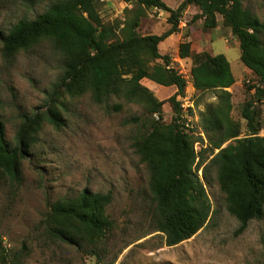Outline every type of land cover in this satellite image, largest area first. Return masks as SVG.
Returning a JSON list of instances; mask_svg holds the SVG:
<instances>
[{"label":"trees","instance_id":"trees-1","mask_svg":"<svg viewBox=\"0 0 264 264\" xmlns=\"http://www.w3.org/2000/svg\"><path fill=\"white\" fill-rule=\"evenodd\" d=\"M101 0H54L33 18L19 19L8 31L0 32L2 52L14 57L40 40H50L64 60V72L56 83L44 112L21 113L15 145L6 137V124L0 119V173L12 182L22 180L21 163L37 141L43 122L56 128L65 124L64 98L87 92L95 102L106 104L114 98L138 102L144 106L146 131L134 146L147 163L151 189L157 202V230L166 235L169 246L193 237L208 224L213 203L199 171L209 178V169L217 170L220 190L228 211L244 231L251 220L264 217V122L256 106L264 100V21L243 6L242 0H183L177 8L164 0H124L126 19L107 22L101 15ZM169 13L171 27L162 34H141L139 27L148 11ZM189 6L198 8L193 21L202 20L205 29H214L222 16L223 24L238 37L241 60L257 76L255 94L242 107L247 133L232 117V87L236 78L225 54L207 50L194 52L190 41L180 42L179 57L192 59L190 76L171 67V54L160 48L170 35L180 31V21ZM144 78L163 86H175L170 97L174 116L171 122L156 120L165 102L142 84ZM189 78L201 93L216 92V102L207 104L200 123L191 126L184 112L183 98ZM122 103L113 105L118 111ZM193 112L194 107H189ZM186 110V109H185ZM160 118V117H159ZM131 117L126 123H141ZM206 136H204V134ZM201 145V150L196 145ZM226 144V145H225ZM207 152L209 154H207ZM109 193L83 190L77 196L60 198L50 204L47 234L72 246L99 254L98 243L113 228L107 209ZM10 255L0 239V264H8ZM19 257L14 258V263ZM101 264V263H100Z\"/></svg>","mask_w":264,"mask_h":264},{"label":"rangeland","instance_id":"rangeland-1","mask_svg":"<svg viewBox=\"0 0 264 264\" xmlns=\"http://www.w3.org/2000/svg\"><path fill=\"white\" fill-rule=\"evenodd\" d=\"M52 1L0 0V32L8 31L21 18L35 17ZM182 1L165 0L172 8ZM242 2L264 21V0ZM125 8L121 0L104 1L101 15L107 22L124 21ZM194 14L196 10L191 9L181 18L182 39L192 43L194 52L207 50L227 56L236 78L228 88L234 105L232 117L241 123L244 136L247 121L242 117V107L255 94L250 86L259 85L257 76L241 60L239 39L223 24L222 16L216 28L205 29L202 20L193 21ZM168 16V12L152 8L142 19L140 33H164L171 27ZM178 41L179 34L174 33L161 48L170 46L171 67L190 76L192 59L178 61ZM2 46L0 39V119L6 124L8 141L15 145L21 113L33 115L47 110L64 72V60L54 43L46 39L14 57L4 56ZM141 82L165 102L159 119L171 122L174 110L170 97L177 88L157 83L158 88L152 89L146 78ZM186 96L194 109L184 112L189 115V124L196 126L207 104L216 102V92H198L189 78ZM64 101L65 124L56 128L43 122L30 154L22 160V180L12 182L0 173V239L10 255L8 264H264V217L251 220L240 232L241 223L228 211L214 167L209 169V178L204 177L203 168L199 171L213 203L208 224L190 239L167 245L166 235L157 230L150 169L134 146L146 131L143 122L147 112L142 104L114 97L109 107L95 102L90 92L76 98L66 96ZM118 102L122 108L115 111L113 105ZM256 106L264 122V100ZM134 116L141 117V123L127 124ZM196 149L201 150V145ZM85 189L112 197L107 212L113 228L98 243V255L53 239L46 231L50 204ZM16 256L19 260L14 263Z\"/></svg>","mask_w":264,"mask_h":264},{"label":"crops","instance_id":"crops-1","mask_svg":"<svg viewBox=\"0 0 264 264\" xmlns=\"http://www.w3.org/2000/svg\"><path fill=\"white\" fill-rule=\"evenodd\" d=\"M165 1V0H164ZM123 4V3H122ZM124 6H127V5H125V4H123ZM131 6V5H130ZM191 9H195L196 10V13L198 12V8L197 7H195V6H189V8L185 11L186 13L188 12V11H190ZM163 14V12L161 13V15ZM176 33H178L179 34V43L180 42H183L184 41V39H182L183 38V35H182V31L180 32H176ZM169 38V37H168ZM168 38H166V39H168ZM165 39V40H166ZM164 40V41H165ZM163 41V42H164ZM163 42H161V44L163 43ZM161 44H160V48H161ZM170 47V46H169ZM169 47H167L166 49H162L161 48V50H162V52H166L167 50H168V48ZM192 48H193V46H192ZM178 58H179V56H178ZM188 59H191V58H188ZM147 80H149V85H150V87L152 88V89H156V88H158V86H157V83L155 82V81H153V80H151V79H148V78H146ZM176 91V90H175Z\"/></svg>","mask_w":264,"mask_h":264},{"label":"built area","instance_id":"built-area-1","mask_svg":"<svg viewBox=\"0 0 264 264\" xmlns=\"http://www.w3.org/2000/svg\"><path fill=\"white\" fill-rule=\"evenodd\" d=\"M102 2H104V1H109V0H101ZM121 3H123V4H125V5H127V6H130L129 4H126V3H124V0H121ZM127 6H125V7H127ZM182 58H178V61L180 62V63H182ZM181 67H184V65H182ZM179 72V74H182V75H184L185 77H189V76H187L186 74H185V72H184V70L183 69H181L180 71H178ZM182 106H183V108L184 109H187V108H189V107H194V104H193V102L191 101V99L190 98H188L187 96H185L184 98H183V104H182ZM156 117L159 119V116L156 114Z\"/></svg>","mask_w":264,"mask_h":264},{"label":"water","instance_id":"water-1","mask_svg":"<svg viewBox=\"0 0 264 264\" xmlns=\"http://www.w3.org/2000/svg\"><path fill=\"white\" fill-rule=\"evenodd\" d=\"M155 8V6H153V9Z\"/></svg>","mask_w":264,"mask_h":264}]
</instances>
